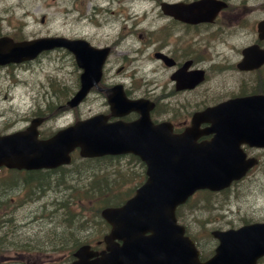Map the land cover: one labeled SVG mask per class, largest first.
Returning <instances> with one entry per match:
<instances>
[{
    "label": "flooded vegetation",
    "instance_id": "1",
    "mask_svg": "<svg viewBox=\"0 0 264 264\" xmlns=\"http://www.w3.org/2000/svg\"><path fill=\"white\" fill-rule=\"evenodd\" d=\"M44 5L54 4L55 0H44ZM62 13L66 15V0ZM74 3L77 4L78 0ZM132 5L133 0H126ZM156 13L145 18L143 27L133 20L123 18L118 21V28L110 41H98L92 36L66 35L63 33H42L31 35L30 28L26 32L22 28L32 17V7L38 6L37 0H0V36H9L14 40L32 39L47 35H65L67 37H84L94 46L108 45V58L105 62L99 87L91 89L90 94L101 95L103 111L108 114V120L116 117L109 115L107 94L113 84H121L124 93L129 98H145L147 105L151 104L148 115L153 124L163 123L174 133H180L191 125L196 112L209 110L206 116L213 121L226 119L230 128H236L244 122L262 125L264 118V60L259 64H240L244 55L242 47L225 48L227 29L226 23L237 16L231 15L229 0L224 8L219 10L212 21L190 22L178 19L165 13L160 8L162 1L189 2L192 0H153ZM91 12L86 14L88 22L98 13L94 0H90ZM18 18L13 20V18ZM66 18V17H65ZM39 20L46 22V14L42 13ZM242 21V20H240ZM14 26L15 30L4 28V24ZM29 25V24H28ZM218 25V26H217ZM19 28V29H18ZM13 29V27H12ZM26 33V34H25ZM230 33V30H229ZM248 43H258L264 48V39L253 38ZM114 56L115 61L112 58ZM144 56L145 62H141ZM113 64V65H111ZM59 107H65L60 105ZM136 111H130L120 117L124 121L138 117ZM4 126V124H2ZM6 128H0L5 131ZM196 140L209 139L217 132L211 122H201L195 129ZM239 148L244 157H253L255 163L240 179L234 180L227 188L214 192L216 198L225 199L229 204L224 211L232 209L237 203L236 190L245 183L257 181V187L264 189L261 176L264 169V146L250 145L239 142ZM257 173H260L257 175ZM22 186H7L6 177L0 176V264H72L77 257L74 252L81 244L89 246L92 254L86 260L93 261L105 247L102 235L74 243L70 240L66 228V176H47L31 180L33 192H27L25 181ZM31 197L38 201L34 216L38 222L11 223L6 217L8 209L6 200L15 196ZM189 197L177 209L192 213L197 208ZM231 205V206H230ZM263 214L259 218L240 216L236 221L226 219L222 224L211 225V229L237 227L254 221H264ZM30 227V228H29ZM109 226H107L108 230ZM69 234V235H68ZM202 255H210L217 239L213 235L195 231L190 236ZM114 242L120 244L121 240ZM206 245H210L206 250ZM200 253V254H201ZM201 255V256H202ZM206 255V256H208ZM264 256L255 264H262Z\"/></svg>",
    "mask_w": 264,
    "mask_h": 264
},
{
    "label": "water",
    "instance_id": "2",
    "mask_svg": "<svg viewBox=\"0 0 264 264\" xmlns=\"http://www.w3.org/2000/svg\"><path fill=\"white\" fill-rule=\"evenodd\" d=\"M222 5L218 0H196L187 5L161 6L177 18L197 21L211 19ZM189 8L192 10L188 11ZM257 27L259 37H264V19ZM54 46L72 51L82 68L80 86L67 101L74 106L99 79L106 50L90 47L83 39L60 36L20 42L0 38V64L30 59L42 49ZM252 48L257 45L245 50ZM250 55L245 52L246 57ZM254 56L262 58L264 54ZM108 100L117 114L138 107L141 116L132 122H106L103 114H96L42 139L37 138L36 129L40 117H35L25 129L0 135V165L54 167L70 162V151L77 146L82 156L132 152L144 161L146 178L134 195L121 206L101 210L111 229L104 235L106 250L102 251L98 264H252L253 258L264 253V224H252L215 232L219 238L215 254L200 261L192 241L183 235V227L174 216L175 204L196 188L219 189L245 172L246 166L234 157L233 150L226 146L212 148L209 142L195 143L192 130L177 137L161 134L150 126L141 99L128 100L120 85L113 86ZM198 120L196 116L195 122ZM244 134L255 137L254 132ZM260 136L264 137V130ZM115 237L123 243L111 244ZM87 247L80 246L75 255H87Z\"/></svg>",
    "mask_w": 264,
    "mask_h": 264
},
{
    "label": "rangeland",
    "instance_id": "3",
    "mask_svg": "<svg viewBox=\"0 0 264 264\" xmlns=\"http://www.w3.org/2000/svg\"><path fill=\"white\" fill-rule=\"evenodd\" d=\"M89 1L78 0V3L74 5L75 0H66L65 15L62 13L65 7L63 0H55L54 4L51 5H44V0H37L38 6L32 7V17L30 21L28 20L29 25L24 26L22 31L26 32L30 28L31 35L60 32L66 35H85L86 37L92 36L101 42H108L116 32L119 20L123 18H127L129 22L134 20L138 26L143 27L145 18L149 19L157 11L153 0H133L132 5H129L126 0H94L98 7V13L93 16L94 19L92 21L94 23L92 24L85 17L86 14L91 12ZM229 1L232 4L231 15L237 16V19H231L230 23L224 25L228 31L225 36L227 43L225 48H239L255 38V22L257 19L264 17V0ZM244 5L246 7H255L249 8V11H247ZM42 13L46 14V22L39 20ZM143 17L145 18L140 22ZM17 19L16 17L13 18V20ZM4 28L16 29L14 26L9 25V22L4 24ZM112 58L115 61L113 55ZM140 58L141 62L144 63V56ZM78 73L79 69L74 62L73 56L63 49L50 50L32 62H26L21 65H8L5 68L0 67V128L4 127L6 131L23 128L32 116L43 113L50 116V119L41 124L39 132L49 133L62 125L100 110L103 99L97 95H90L75 110L63 111L62 109H57V106L63 103L64 99L77 87ZM75 157L77 156L75 155ZM108 158L110 159L88 163H82L80 158H76L75 163L68 164L55 172L45 173L44 175L62 176L66 174V197H68L67 195L70 191L67 188L69 183L78 185L87 183L89 180H97L102 187H109L116 182H123L118 186V190L127 193L130 191V186L133 189L142 180L143 177L140 179L142 166H140L141 164L137 159L132 158L128 154ZM3 174L7 175L4 172L0 175ZM17 174L34 176L40 173H23L20 171ZM261 176L264 185V169H262ZM126 177H131V180L125 182ZM235 192L237 203L232 207V209L238 207L235 211L216 210L218 205L224 204V200L211 197V199L204 202L206 206L197 207L192 215L183 211L184 221L190 225L192 231L195 232L197 230L200 233H204L206 237L208 235L206 231L209 226L217 224H222L220 226L227 225L224 224L225 220L223 218L236 221L239 215L246 218H259L263 214L261 210L264 207V189L260 190L257 187V181L253 182L251 180L250 183L244 184V191L236 190ZM125 195L112 193L110 197L119 198ZM206 195L207 193H201L195 196L196 198L192 199V203H200ZM75 200L82 205V211L89 221L91 230L88 233H84L73 229L72 233L68 234L72 242H74L73 237H77V240L93 238L102 229L101 225L96 227L95 223H93L96 204L93 203L91 205V202L83 197ZM25 201L28 200L18 199L14 202L15 205L12 206V215L17 223L19 220L25 219L33 205H35V202ZM211 204H214L213 208L210 206ZM73 207H76L74 203ZM86 212L89 213L87 214ZM208 218H211L209 225L206 223ZM70 227L73 228V226ZM66 228L68 229L67 226ZM209 246L206 245V251ZM262 262L264 264V259Z\"/></svg>",
    "mask_w": 264,
    "mask_h": 264
},
{
    "label": "trees",
    "instance_id": "4",
    "mask_svg": "<svg viewBox=\"0 0 264 264\" xmlns=\"http://www.w3.org/2000/svg\"><path fill=\"white\" fill-rule=\"evenodd\" d=\"M84 161H92L91 159H83ZM105 177V176H103ZM84 185H78V186H75V185H72L71 186V194L72 195H75L77 197L81 196L82 194L86 197V198H90L92 195L96 196V199L97 201L103 203V204H106L108 202L111 201V199L113 200V202H117L115 201L114 198H111V197H108L109 194L111 193V188L109 189V191L107 192L106 189H103V190H100V188L98 186H94L91 181H87V183H83ZM99 192H102L104 195H102L101 197L98 196V193ZM70 206L69 204L66 203V211L69 210L70 212V217L68 220L69 223H73L74 220H76V218H78L80 212L77 211H70ZM78 223L79 224H83L85 225L86 223L85 222H82L81 220L78 219Z\"/></svg>",
    "mask_w": 264,
    "mask_h": 264
}]
</instances>
